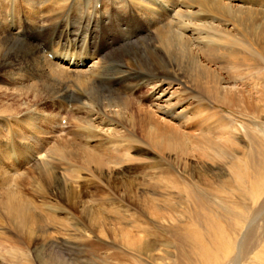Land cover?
Here are the masks:
<instances>
[{
  "label": "bare ground",
  "instance_id": "1",
  "mask_svg": "<svg viewBox=\"0 0 264 264\" xmlns=\"http://www.w3.org/2000/svg\"><path fill=\"white\" fill-rule=\"evenodd\" d=\"M4 2L0 0V157L19 161L0 166V236H7L1 227L5 224L15 231L8 238L9 251L20 254L22 244L36 249L40 240L45 242L44 250L55 249L58 238L44 226L52 221L62 224L63 219L44 214L40 208L61 209L62 200L39 201L43 187L52 182V195L60 199L70 193L71 183L82 187L84 181L90 182V199L78 194L73 200L67 195L65 202L80 208L88 218L89 238L113 239L118 219L110 216L106 221L105 213L91 203L95 192L105 187L111 190L105 183L114 179L115 168L134 160L129 146L140 145L156 147L168 164L171 159L165 153H175L172 161L184 173L193 167L199 172L197 176L192 172L189 182L183 176L175 181L195 203V211L181 221L182 227L165 231L182 249L176 264H264V236L257 237L254 227L258 220L264 222V159H259L264 158V144L246 131L252 146L230 151V135L224 129L232 121L219 110L212 111L213 104L225 107L234 103V96L243 93L237 81L264 68V0H12L14 23L10 26L4 23L9 15ZM19 4H23V16L16 8ZM143 87L154 99L149 110L129 97ZM190 92L208 97L200 106L204 110H179L182 104L177 97ZM49 104L57 112H48ZM171 107L177 109L173 119L180 128L196 119L206 128L196 136L172 126L164 119ZM208 109L212 112L204 116ZM122 118L128 127L117 123ZM213 119L216 132L209 130ZM23 151L68 163L70 172L66 173L72 182L69 184L68 174L56 176L47 161L39 176L25 171ZM212 160L223 161L230 178L223 172L214 178L207 167ZM201 162L207 165L205 175ZM155 169L158 173L153 176L148 171L141 183L121 182L119 197L98 195L101 203L106 201L114 208L129 202L152 212L151 182L156 179L158 186L169 181L163 180L168 175L165 169ZM117 178L122 180L123 175ZM27 188L33 190L32 196L24 192ZM195 191L206 192L203 198L213 211H206L207 204L201 203L203 199ZM233 192L238 193L237 200ZM176 220L174 216L161 218L167 223ZM222 223L227 224V232ZM120 238L135 245L127 234ZM147 251L152 262L164 264L167 260L152 255L158 252L155 247L148 245ZM35 256L39 261L40 254ZM111 258L144 264L118 253ZM42 263L69 264L51 259Z\"/></svg>",
  "mask_w": 264,
  "mask_h": 264
},
{
  "label": "rangeland",
  "instance_id": "2",
  "mask_svg": "<svg viewBox=\"0 0 264 264\" xmlns=\"http://www.w3.org/2000/svg\"><path fill=\"white\" fill-rule=\"evenodd\" d=\"M4 1L6 8H8V13H9L4 23L7 24V26H10L14 23V19L12 16L14 15V11L12 9L14 8V6L12 5V0H4ZM22 7L23 4L22 5L19 4V6H17L16 8H18V11H20V13L23 16L25 11L24 9H22ZM223 77L226 78V80L228 79V74L226 70H224L223 72ZM229 83L235 84L233 80H230ZM237 83L239 87H242L241 90L243 91V93L234 96L235 99L234 103H232L230 106H225V107L219 106L218 104L212 105V107L214 108L212 110L213 112L215 111V109L219 110L224 114V116L227 119L229 118L232 121L231 125L224 129L225 132H228L230 135L228 136L230 138H228L229 141L227 145L230 151L237 150L238 147L242 149V148H250L252 146L253 143L246 137V133L248 134V132L246 131H249V135H251V137H256L258 139L257 143L264 144V141H262V134H264V107H263L264 106V68L259 71L257 70L253 73H250V75H247L246 78L237 81ZM176 88L177 86H175V89ZM182 95L180 97H177L176 99L178 103L180 102V104H182V107L179 108L180 111L181 109H183L188 112H193L198 109L199 110L205 109L204 107H200V106L202 105L201 104L202 102L208 101V97L206 95L201 94V92H196V93L190 92V94H185L183 96ZM129 97L135 99L137 106L141 105V107L148 110L151 109L154 103L153 102L154 99H152V93L149 90H147L145 87L141 89H137V91L130 93ZM180 98L182 100H180ZM46 109L48 112L49 111L57 112V108L51 106L50 104L48 105V107H46ZM207 111L208 114L205 113L206 115L204 116L210 115V113L212 112L211 109H208ZM176 113H177V109L175 107H171V110L167 115L168 117L164 119H166V121L169 122L172 126L179 127L180 123L177 122L176 119H173L175 118L174 116L176 115ZM156 115L160 117L157 113ZM215 120L216 119H213L209 122L210 132L212 131L216 132V130L214 129L216 126V124H214ZM183 122L184 120H182L181 123ZM186 122H188V120H186ZM117 123L120 124L123 128L128 127V122L124 118H122ZM244 126H248V127L244 129ZM204 127L206 128V126H202L199 120L196 119L191 121V123L188 122V124L184 125V127L182 128L179 127V128L181 131L190 132L198 136L202 132V130H204ZM136 132L140 134L139 130H136ZM129 148L132 150V151L130 150V154L132 155V158L134 160L132 162H124L122 165L116 167L114 171L115 172L114 179H112L111 182H108V180H106L105 183L106 185H110L111 190H108V188L105 187L104 190L95 192L94 201L91 203V205H93L95 209H98L102 213H105L102 214V216L106 221L107 218H110V216L118 219V221H116V223L114 224L117 228V233L113 239L112 238L100 239L97 236H92L89 238L86 233L92 232V229L90 227V224L87 222L88 218H86V216H83L82 210L80 208H77L76 206H73L65 202L66 199L65 196L67 195L69 198L72 197L73 200H75L78 194H80V197L82 195V197L86 199L87 198L90 199L89 195L93 191V189H90V184H89L90 182L86 181L87 182L86 183L84 181L83 183L80 184V186L84 188L78 187L79 185H74L76 183L74 182L71 183L73 179H71L69 175L70 173L69 174L66 173V172H70V167L67 168L68 163L67 164L65 163L64 165L63 162L61 161L58 162L59 160L54 161L53 158L32 157L29 156L27 153H25L26 151H23V154H25L26 155L25 157H27V165H25L26 167L25 171L31 170L34 173V176H39L40 175L39 170L41 169L42 166L45 165L46 163L45 161H47L46 163L47 166L49 167V169L53 171V173L56 176L58 175V177H60L62 175L66 177L68 174L66 178L67 179L70 178L69 184L71 183L72 185H74V187L70 184V186L68 187L69 190L67 189L68 191H70V193L67 192L66 195L60 199L52 195V193L55 192V187H52L54 184L51 181L53 185L50 183L51 185L47 184L48 186L43 187L44 189V193L42 194L43 196L39 194L40 197L39 201L44 199H46L47 201H51L52 199L54 201L62 200V203L59 202V204L63 208L56 209L54 210L55 212L53 211V209L49 211V209L45 210L44 207L40 208L42 210L41 212H44V214L46 213L57 219H61V220L63 219L62 224L56 221H52L50 224L44 226V229L46 231L48 230L49 233H53V235L58 238L54 242L55 249H53L52 251L51 249L44 250L45 247L43 245H45V242L40 240L38 242L36 249L32 248L31 250V248L28 249L25 244L20 245V248L22 249V252H20V254L26 253L27 256L22 257V255L18 254L17 252L12 253L13 252L12 250L9 251L11 243L8 238H12V236L15 234V231L10 224L9 225L5 224L4 226H1L2 228L4 227L3 229L6 231L7 236L5 237L0 236V244L3 245L0 246V264H17L15 263V261L17 260H19V264H43L42 262H47L50 259L52 261H55L56 263L68 262L69 264H126L121 260L118 261V260H114V258H111L113 253H118V254L126 255L130 258L142 260L144 261V264H159V262H152L151 260L148 259V257L151 255L147 253L148 245L152 246L153 248L154 247L157 248L158 252H152V255H155L156 258L158 256L167 258L164 264H176V262L179 261L178 256L181 255L182 249L177 243L174 242L172 238L169 237V235L165 231H170L176 227H182L184 222L187 221L189 216L192 215L193 212L195 211V203L193 202L192 199L188 197L189 196L188 193L178 188L177 186L178 184L175 183V181H177V178L183 176L184 179L189 182L187 177H189L192 174V172H194L193 175L197 176L199 172H195V169L193 167V170L189 169L190 171L188 170L186 173H184V171L179 169L172 161L175 158L176 155L175 153H171V154H169V152L168 154L165 153L166 157H168L169 155V158L171 159V162L168 164L161 159L160 157L161 154L158 152L156 147L151 148L154 152L151 149L140 145H130ZM12 158L13 159L11 161L13 162V164H19L18 160L14 159V157ZM144 158L149 160L146 159L144 160ZM259 159L263 160L264 158L260 156ZM142 160L143 162H141ZM193 160L194 159L191 158V164L196 166L195 160L194 161ZM8 162L12 163L0 157L1 167L6 166ZM149 162H151L150 165H152L151 170H148L146 168ZM223 163H224L223 161L212 160L208 162V166L206 164H204V166L210 167L212 169L213 172L212 174L214 178H216V176L219 175L221 172H223L226 178H230V173L228 170L223 168ZM158 166L162 167L167 171L168 175L164 177L163 180L164 181L169 180V181L168 183L165 182L166 184L165 183L163 184V181L162 182L159 181L160 184H158V186H156L157 184L156 179H154L151 182L152 188L148 190V193H149V197L153 199L154 202L152 207L153 213L150 210L146 209V207H139V206L135 207L134 204L132 205L129 202L120 203L121 206L124 205L127 208L119 207L117 205H114L113 208V205H111L106 201L105 202L103 201V204L101 203L102 200L100 198L103 196V193L105 195H112L119 197L120 193L117 187L120 186L121 182L127 183L128 181L136 180L138 183L139 182L141 183L143 182L144 179H146L145 174L148 171L149 173H152L153 176L156 173H158V171H156L155 169ZM204 166L201 162L200 167H202V172L205 175L207 169ZM63 167L65 169V172ZM117 175L119 176L123 175L124 179L122 178V180L124 181L118 179ZM82 176L86 177L85 173H83ZM208 176L212 177L211 172L209 173ZM157 178H158V174H157ZM195 180L198 181L197 177H195ZM58 185H60V183H58ZM87 187H89L88 188L89 191L87 190ZM204 189H211V188L205 187ZM24 192L28 196H32L33 190L27 188ZM197 192L195 191V194L200 196L201 200L202 199L204 200L205 198L203 197H206L204 195L206 192H204V194L202 192L199 193V191ZM232 194L233 196L235 195L234 199L237 200L238 193L233 192ZM98 195L100 196V198ZM203 200L201 201V203L207 204L206 205L207 207L204 206L207 209L206 211L207 212H210L211 210L213 211L214 209L212 208L211 204L207 203L208 202L207 200L204 201ZM211 201L215 202L213 200ZM247 203L249 204V202ZM231 206H234L233 203ZM233 208L234 211L236 212L240 211L235 206ZM257 208L258 206H256L254 210ZM206 211L202 210V213H205ZM219 211L220 213H224L222 212L223 210L221 209H219ZM163 216H166L167 218L174 216L176 217L177 220L176 222H171V223L163 222L161 221V218ZM181 221L184 222L182 223ZM106 227H108V223H106ZM110 227H112V225L109 226L108 228ZM222 227L226 229L227 232L228 230L227 224L222 223ZM254 227L256 229V233L258 234L257 237L259 236L263 237L264 222L258 220ZM122 234L129 235V237L135 241V245L134 246L127 245L126 242L120 238V235ZM40 235L41 234H39V236ZM237 238L239 239V236H236V239ZM14 239L16 238L14 237ZM47 247L49 248L50 245L47 244ZM55 252H60L62 257L58 255L59 253L56 254ZM15 254H18L17 257ZM39 254H40V258L39 261H37L35 255L39 256Z\"/></svg>",
  "mask_w": 264,
  "mask_h": 264
}]
</instances>
